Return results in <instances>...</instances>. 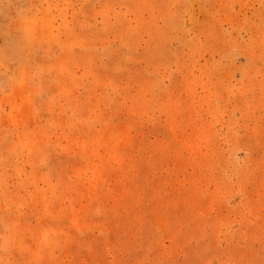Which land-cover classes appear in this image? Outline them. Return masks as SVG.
<instances>
[{"label": "rangeland", "instance_id": "rangeland-1", "mask_svg": "<svg viewBox=\"0 0 264 264\" xmlns=\"http://www.w3.org/2000/svg\"><path fill=\"white\" fill-rule=\"evenodd\" d=\"M0 264H264V0H0Z\"/></svg>", "mask_w": 264, "mask_h": 264}]
</instances>
